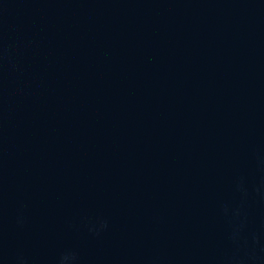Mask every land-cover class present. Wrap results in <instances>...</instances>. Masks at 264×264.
Returning a JSON list of instances; mask_svg holds the SVG:
<instances>
[{"label":"water","instance_id":"water-1","mask_svg":"<svg viewBox=\"0 0 264 264\" xmlns=\"http://www.w3.org/2000/svg\"><path fill=\"white\" fill-rule=\"evenodd\" d=\"M0 264H264V0H0Z\"/></svg>","mask_w":264,"mask_h":264}]
</instances>
